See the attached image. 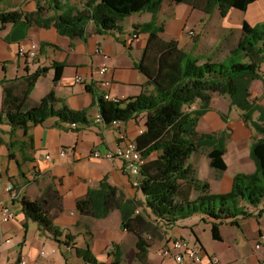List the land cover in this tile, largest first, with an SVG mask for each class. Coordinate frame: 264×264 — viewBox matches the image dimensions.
Masks as SVG:
<instances>
[{"label":"crops","instance_id":"1","mask_svg":"<svg viewBox=\"0 0 264 264\" xmlns=\"http://www.w3.org/2000/svg\"><path fill=\"white\" fill-rule=\"evenodd\" d=\"M69 1L74 8L72 14H75L76 10L83 9L88 0ZM40 2L44 10L37 16V21L48 22L56 13L45 0ZM37 7V0H6L0 5V10H19L25 14L35 12ZM234 9H230L225 16L220 14L225 21L223 25H216L218 33L212 46L202 43L204 37L201 38L196 32L198 40L195 36L191 38L188 32L199 27L208 29L206 22L213 13H220L219 9L207 14L188 3L169 0L163 1L155 15L143 11L125 17L120 29L99 31L93 20H90L86 24L84 38L63 35L53 23L49 27L31 24L24 17L17 22H0V79L18 80L27 72L49 67V71L38 79L31 91V101H40L53 89L59 100L58 106L66 104L74 110H85L90 121L87 125H77L75 128L76 126L71 127L56 117H50L44 123L30 125L27 130L12 128L6 121L0 122V198L14 212V219L0 226V264H22L23 259L28 264H84V259L77 255L75 248H85L88 243L100 264L111 262L113 244H117L118 251L122 253L120 264H136L137 237L122 228L119 209H114L103 218L84 216L76 209L77 200L84 197L90 188L97 187L102 180L117 186L125 202L140 201L132 216L141 214L144 223L140 224L139 219L133 222V226L142 230L154 224L158 227L157 230L164 231L166 244L176 237L187 240L192 238L190 243L198 247L205 256L217 255L219 264H264V211L260 213L264 208L263 204L257 207L245 205L251 215L238 217L237 225L221 223L219 230L222 239L212 238L221 243L223 248H210L197 233L199 229L211 230L210 218L204 220L201 214H197L192 216L195 220L189 217L178 220L174 225H167L145 206V196L133 184V177L124 172L121 160L91 156L96 147L115 148L119 130H124L136 139L139 135L138 128L146 119L144 112L127 122L119 121L118 126L96 122L94 116L99 109L93 92L99 95L110 94L120 99L153 92L151 81L159 73L161 62L163 59H171L176 53L175 50L163 49L160 42L150 39L149 32L135 29V26L155 19L158 25L164 26V31L159 33V41L168 43L174 40L178 48L194 53L195 49L205 54L210 51L207 54L211 55L213 50L223 46L220 29L226 31L227 28H242L244 20L252 24L264 20V0L250 4L246 11H242L247 13V19L241 17L236 23L229 20ZM31 41L40 44L38 55L33 59H22L18 56V47ZM104 54L108 58H104ZM54 62L65 64L56 84L53 81ZM101 65L108 66V71L105 76L98 77L97 71ZM76 75L83 76L84 82L76 83ZM100 79H109L111 84L108 88L97 87L95 82ZM2 97L3 86L0 84V108ZM205 115H214L213 110ZM62 152L65 154L62 155ZM47 155L50 157L47 158ZM155 157L156 153L151 156ZM255 169L256 165L250 172ZM226 171H219L215 179H205L210 183L211 192L226 193L231 190L234 175H225ZM7 184L20 190V198L41 202L49 217L63 229L64 234L74 236L71 241L74 247L67 249L49 232L41 230L36 222L28 219L21 200H12L5 191ZM198 194L199 192L192 195V198ZM131 207L130 205L128 210ZM98 230L106 231L100 237ZM224 230L230 231L231 240L226 239ZM64 238L63 235L61 239ZM145 241L148 244V262L155 256L151 253L150 244L146 239ZM259 241L262 246L257 250L255 244ZM41 249L46 252L44 257L40 256ZM160 258L164 259V264H175L172 257ZM203 264L208 263L204 261Z\"/></svg>","mask_w":264,"mask_h":264},{"label":"trees","instance_id":"2","mask_svg":"<svg viewBox=\"0 0 264 264\" xmlns=\"http://www.w3.org/2000/svg\"><path fill=\"white\" fill-rule=\"evenodd\" d=\"M55 11L48 22L37 21L44 7L37 0L38 7L33 13L23 14L19 10H0V22H17L21 18L29 23L49 27L71 38H84L86 24L93 22L99 31L121 28L122 20L134 13L149 11L154 15L160 10L164 0H88L82 10H76L69 0H45ZM175 3H188L194 8L211 14L216 8L222 16L230 9L246 11L250 4L257 0H169ZM6 0H0V5ZM135 29L149 32L150 39L160 42L163 49L175 50L171 59H163L160 71L151 83L153 92L120 99L116 102L107 100L103 95L93 92L97 98L98 109L103 125L113 121L127 122L135 119L140 113L146 114L145 131L136 137L138 148L147 162L142 166L138 190L145 196L144 204L156 218L167 225H174L178 220L202 215V219H211V234L221 240L220 224L223 222L237 225L238 217H247L251 213L245 205L259 206L264 198V104L260 98L253 97L251 86L255 80H261L264 94V20L251 24L244 20L242 32L237 44L230 49L223 60H213L211 55L194 53L178 48L172 40L163 43L158 40L159 33L164 31L155 19ZM196 37V36H195ZM199 37H196L198 40ZM53 81L56 84L62 76L65 64L54 62ZM49 67L37 68L32 73L17 79H0L3 86L0 122L6 121L12 128L27 130L30 125L44 123L50 117L70 124L87 125L90 121L85 110H74L66 104L58 106L59 100L51 89L40 101L33 103L30 98L38 79L49 71ZM90 89V87H89ZM217 93L230 99V109L236 108L244 123L252 127L257 135L250 146V157L256 169L251 173L238 172L233 176L232 188L226 193H213L207 180L197 178L190 163L193 153L209 148L207 156L210 167L226 171L228 165L224 159L227 151L226 130L201 133L197 130L200 118L212 109L213 95ZM199 102V106L192 108ZM258 117L255 118V113ZM226 121L227 115L221 113ZM100 123V122H99ZM156 153L155 158L151 156ZM199 194L192 198L193 192ZM125 202L119 188L102 180L97 187L90 188L84 197L76 202L79 214L94 218H103L114 209H119L121 226L137 237L136 256L146 261L148 244L140 227L133 226L134 221H144L142 215L132 216L139 205ZM26 217L36 222L39 228L49 232L53 238L67 246L74 247V239L69 233L56 225L49 217L41 202L21 198ZM132 206L128 210L129 206ZM264 208L260 210V213ZM143 222V223H142ZM64 239H61L62 236ZM112 260L107 264H120L122 253L119 246L113 244ZM84 264H100L92 254L89 243L85 248H75ZM106 264V263H102Z\"/></svg>","mask_w":264,"mask_h":264},{"label":"rangeland","instance_id":"3","mask_svg":"<svg viewBox=\"0 0 264 264\" xmlns=\"http://www.w3.org/2000/svg\"><path fill=\"white\" fill-rule=\"evenodd\" d=\"M232 12L233 13L231 14V17L229 19L232 23L238 22V19H240L241 17H245L246 19L248 17L246 12H242L237 9H234ZM224 21L225 18H223L219 12H216L213 13L210 20L206 22V24L208 23V29L204 30V27H199L194 31L197 33V35H200L201 38L204 37L202 43H204L206 46H212V43L215 42L216 33H218V31L216 30V25H223ZM256 23L257 22H254V24ZM219 32H221L220 39L223 42V46L222 48L212 51L211 58L215 61L223 60L229 54L230 49L237 44V41L241 36L242 28H227L226 31L220 29ZM190 37L193 38L194 36ZM188 47L190 48V46ZM195 52L198 54L201 53L198 51V49H195ZM206 52L209 53L210 51ZM262 71L264 75V64L262 66ZM251 90L253 97L260 98V102L264 104V94L261 80H256ZM199 104L200 103L197 102L192 106V108L198 107ZM211 106L214 114L211 115L213 118L210 115L202 116L198 123L197 130L201 133H220L222 130H226L227 152L225 154V161L228 164V169L225 172V175L228 174L233 176L238 172L251 173L250 171L253 167H255V164L253 159L250 157V146L257 133L252 127L246 125L242 121L239 116V111L236 108L230 109V99L227 96L215 93L213 95ZM221 113H225L227 115L226 121L223 120ZM254 117H258V112L255 113ZM208 150L209 148H205L199 152L193 153L189 159L190 163L194 167L195 176L202 180H205L207 178L215 179V175L219 173V171H216V169L210 167L209 165V159L207 156ZM197 193L198 191H194L193 195ZM153 218L154 217H152V219ZM194 218L195 217H191V220H195ZM111 221L113 222L114 219H111ZM157 228V226L151 224L142 229L144 230V238L150 244L151 253L155 257H152L148 262L141 261L136 257V264H164V259L160 258L161 256L159 257L158 253L166 244V235L164 234L163 230H157ZM105 231L106 230H98L97 233L100 237H102ZM197 233L203 239L207 247L223 248L221 243L213 240L211 230L199 229L197 230ZM224 234L226 236V239L231 240L229 230H224ZM189 240L191 241L192 238H189Z\"/></svg>","mask_w":264,"mask_h":264},{"label":"built area","instance_id":"4","mask_svg":"<svg viewBox=\"0 0 264 264\" xmlns=\"http://www.w3.org/2000/svg\"><path fill=\"white\" fill-rule=\"evenodd\" d=\"M188 33L190 36H195L194 30H190ZM39 49L40 44L37 41H31L28 44H21L18 47V56L22 59H33L38 55ZM103 57L108 58V55L104 54ZM107 71L108 66L101 65L97 71L98 77L105 76ZM74 81L76 83H83L84 78L81 75H76L74 77ZM95 84L97 87L108 88L111 81L109 79H100L96 80ZM103 97L113 102L120 100L117 96H112L110 94H104ZM94 120L96 122L103 123L99 110L95 114ZM119 123V121H113L112 125L118 126ZM72 126H76V124L73 123ZM145 129L146 127L144 121L138 128V134L143 133ZM61 154L64 155L65 152H62ZM91 156L97 159L121 160L124 164V172L133 177V184L135 186L139 185L141 168L147 162V158L143 156L142 151L138 148L135 138L130 137L124 130H119L118 141L116 142L115 148L101 149L100 147H96L93 149ZM46 157L49 158L50 155H47ZM5 191L9 193L12 200H21L20 190L15 188L12 184H7L5 186ZM262 204L264 205V198L259 206ZM12 219H14V212L10 210L9 205H7L4 200L0 198V226ZM261 246L262 244L260 241L255 244V248L257 250H259ZM45 255L46 252L41 249L40 256L44 257ZM159 255L162 257H172L175 264H203L204 261L208 264H219V258L217 255L205 256L198 247L192 245L189 240L183 237L173 238L159 251ZM21 263L28 264V262L24 259Z\"/></svg>","mask_w":264,"mask_h":264}]
</instances>
